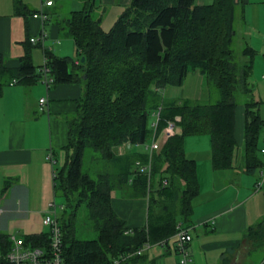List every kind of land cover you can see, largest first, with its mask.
<instances>
[{
	"label": "trees",
	"instance_id": "trees-1",
	"mask_svg": "<svg viewBox=\"0 0 264 264\" xmlns=\"http://www.w3.org/2000/svg\"><path fill=\"white\" fill-rule=\"evenodd\" d=\"M93 2L80 0V7L70 10L60 21L63 33L73 42L75 61L57 56L48 48L42 50L51 85H81L75 113L66 123L62 163L52 169L54 201L57 195L63 199L58 204L63 214H57L62 236L61 264H111L126 253L132 254L118 264H135L144 257L143 250L138 254L135 250L145 243L166 241L181 226L179 223L187 220L196 180L193 163L183 156V137L207 134L212 167L233 165L235 94L248 97L253 50L242 47L241 53L249 58L241 64L234 61L230 48L234 35L232 0L203 4L195 0H129L107 31L100 28L103 10ZM13 5L24 16L34 13L21 0H13ZM194 70L205 79L206 96L164 102L162 89L181 86L185 74ZM37 77L39 70L34 73L28 47L15 69L6 67L0 55V94L11 80L23 83ZM254 104L248 99L243 103L241 158L247 172L261 164L258 139L262 123L252 110ZM158 108L154 129L153 111ZM174 116L179 117L178 131L153 151L146 190L147 176L137 173L134 163L146 162L148 151L143 144H148ZM123 142L128 145L118 154L116 147ZM134 144L141 150H134ZM87 151L101 163L100 167L82 168ZM162 180L170 185H162ZM123 187L131 189V196L153 192L147 196L144 226L127 229L113 211L110 194ZM167 198L179 203L178 215L161 203ZM152 202L154 208L150 210ZM79 206L86 210V219L95 232L93 238L79 239L74 234L73 217ZM244 235L253 246L264 245V225L247 228ZM22 239L43 246L48 240L46 232ZM6 243V234L0 233L1 251Z\"/></svg>",
	"mask_w": 264,
	"mask_h": 264
},
{
	"label": "crops",
	"instance_id": "crops-1",
	"mask_svg": "<svg viewBox=\"0 0 264 264\" xmlns=\"http://www.w3.org/2000/svg\"><path fill=\"white\" fill-rule=\"evenodd\" d=\"M232 1L233 19L251 25L246 31L248 38L245 46L253 50V75L252 79L248 78L250 92L243 103L247 99L255 103L252 110L262 123L258 148H264V78L261 77L264 74V0ZM21 2L30 11L37 12L39 9L40 0ZM128 2L94 0V6L99 5L98 8L103 10L100 21L103 31L111 27ZM195 2L203 4L211 0ZM52 5L51 2L41 7L46 16L41 20L32 14L24 16L17 12L13 0H0V55L6 67L15 69L25 47H28L34 73L38 71L43 59L42 49L38 42L32 43L29 38L36 37L41 28L45 32L44 48L57 56L76 60L73 42L60 26V21L66 15L51 21L50 14L56 12ZM248 58L245 56L244 60ZM204 85L205 79L198 71H189L181 86H167L162 89L161 96L164 102L197 99L206 96L202 90ZM80 94L79 82L57 83L45 88L40 77L23 83L9 82L2 87L0 227L4 231L0 233L34 237L46 232L41 219L47 202L54 198L51 171L56 166L55 163L50 165L46 155L50 150L55 162L61 159L62 163V148L67 141L66 123L75 113ZM39 97L45 98L40 108ZM243 123L244 105L236 104L233 110V140L235 146H239L235 155L240 156L236 159L234 155L233 165L228 168L212 167L207 134L183 137V156L193 163L196 180V193L189 200L187 220L179 223L187 228L191 237L188 244L191 264H260L264 259V245L253 246L244 235L247 228L254 229L259 223L264 225V175L259 187L255 186L260 172L264 170V156L258 154L261 164L252 172L244 170L239 151ZM119 191L118 197L116 193L110 194L113 211L124 220L127 229L144 226L148 210L147 196H131V189L127 187ZM142 253L143 261L135 264H177L170 238L164 244L149 245Z\"/></svg>",
	"mask_w": 264,
	"mask_h": 264
},
{
	"label": "built area",
	"instance_id": "built-area-1",
	"mask_svg": "<svg viewBox=\"0 0 264 264\" xmlns=\"http://www.w3.org/2000/svg\"><path fill=\"white\" fill-rule=\"evenodd\" d=\"M51 0H40L38 12H34L32 16H37L41 20L45 18V14L42 12L41 7L43 5H50ZM45 38V32L41 28L40 32L36 37H30V42H38L43 50V41ZM264 42V36L262 37ZM41 82L44 84L45 88H48L51 85V78L48 76V69L44 66V57L42 59V64L38 68ZM264 78V74L261 76ZM11 82H14L12 80ZM45 102L44 97H39L38 104L39 108ZM158 109L154 112V121L152 122L153 128L155 129L156 122L158 119ZM179 120L178 116H174L172 119L165 121V125L160 129V131L153 135L148 144H143V149L147 150V160L144 163L135 161V171L137 173H144L147 177L149 176L151 169V156L153 151L158 148L159 143L165 142L167 137L173 135L177 131L176 122ZM128 145L123 142L122 144L116 147L118 154L123 153V147ZM134 146H138L134 144ZM259 153L264 156V148H259ZM46 159L49 161L50 165L53 164V156L49 150L46 155ZM264 175V170L260 172L258 180L255 182V186L259 187L261 184L262 177ZM53 176V170L51 171V179ZM165 183V180L162 181V185ZM61 209L62 206L58 205L54 198L47 202L46 207L43 211L41 223L46 227V237L47 242L46 246L43 245H33L31 243H24L21 236L15 234L6 235V248L4 251L0 250V264H61V248H62V236L61 229L57 219L56 208ZM173 249L177 255V264H191L190 253L188 250V244L190 242V234L185 227L179 226L177 230L170 237ZM167 240H161L157 244H164ZM149 246L148 243H145L141 248L135 250L134 253L138 254L145 248ZM132 253H126L124 255L118 256V258L113 259L111 264H118L119 262L126 259Z\"/></svg>",
	"mask_w": 264,
	"mask_h": 264
},
{
	"label": "rangeland",
	"instance_id": "rangeland-1",
	"mask_svg": "<svg viewBox=\"0 0 264 264\" xmlns=\"http://www.w3.org/2000/svg\"><path fill=\"white\" fill-rule=\"evenodd\" d=\"M51 2L53 3V5H52L53 9L56 10L55 13L50 14V17L52 18L51 21L55 17L57 18V17L65 16V15H67V13L70 10H75V9H78L80 7V0H51ZM76 4H79V5L76 6ZM232 27H233L235 33L231 39L230 48L232 51V56H233L234 61L238 64H241V63H243V61L245 59V56L241 53V49L243 46L247 45L245 43L247 41V38H248V36H247L248 33L246 31H247V28L251 27V25L249 23H242L239 21V19L234 18L233 22H232ZM241 34H243L242 35L243 39L241 38ZM252 75H253V72L251 69V73L249 75L250 79H252ZM202 90L204 93H205V91H207V88L205 85L202 87ZM244 98H245L244 94L236 93L235 94L236 104H243ZM241 144H242V141H241ZM237 147H239V146L238 145L235 146L236 153L238 151ZM137 149H140V148H137ZM239 151L241 154V145H240ZM238 156H240V155H235L236 159ZM60 163H61V159H58L55 162V165L59 166ZM100 165H101V163H99V161L95 162V160L92 159V157L88 151L84 153V155L82 157V168L83 169L89 170V169H92L94 166L100 167ZM147 179H148V177H146V182H145L146 183V190H148V187H149V180H147ZM164 184H166L167 186L170 185V183L167 182V180H165ZM178 184H179V186H181L180 182ZM112 193H116L117 194L116 196L118 197V194H120L121 192L118 189H114V190H112ZM148 194L151 195V194H153V192L148 193L147 191H145V196H148ZM55 201L57 204L63 203V199L59 195L56 196ZM161 203L163 205H165L167 211H171V212L176 213L178 215V212L180 211V209H179L180 205L174 198H170V199L167 198L164 201H161ZM149 208H150V210H152L154 208L153 202H152V204H150ZM64 211H65V209H64ZM56 213L58 215H61V214H63V210L59 209L57 207ZM73 228H74L75 236L79 239H90V238H93L95 236V232L92 230L89 221L86 219V210H85L84 206H79L77 208L75 215L73 217ZM1 231H4V229L0 227V232ZM129 264H131V263H129Z\"/></svg>",
	"mask_w": 264,
	"mask_h": 264
},
{
	"label": "water",
	"instance_id": "water-1",
	"mask_svg": "<svg viewBox=\"0 0 264 264\" xmlns=\"http://www.w3.org/2000/svg\"><path fill=\"white\" fill-rule=\"evenodd\" d=\"M79 60L82 62L83 61V56H80Z\"/></svg>",
	"mask_w": 264,
	"mask_h": 264
}]
</instances>
